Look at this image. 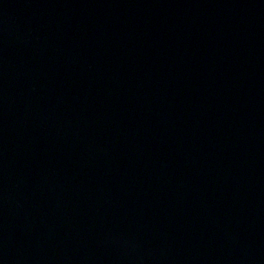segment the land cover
I'll return each instance as SVG.
<instances>
[{"label":"water","instance_id":"water-1","mask_svg":"<svg viewBox=\"0 0 264 264\" xmlns=\"http://www.w3.org/2000/svg\"><path fill=\"white\" fill-rule=\"evenodd\" d=\"M0 264H264V0H0Z\"/></svg>","mask_w":264,"mask_h":264}]
</instances>
